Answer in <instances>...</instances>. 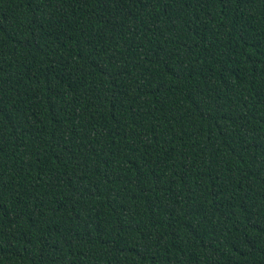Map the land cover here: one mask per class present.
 Returning <instances> with one entry per match:
<instances>
[{
	"label": "trees",
	"instance_id": "16d2710c",
	"mask_svg": "<svg viewBox=\"0 0 264 264\" xmlns=\"http://www.w3.org/2000/svg\"><path fill=\"white\" fill-rule=\"evenodd\" d=\"M0 264H264V0H0Z\"/></svg>",
	"mask_w": 264,
	"mask_h": 264
}]
</instances>
